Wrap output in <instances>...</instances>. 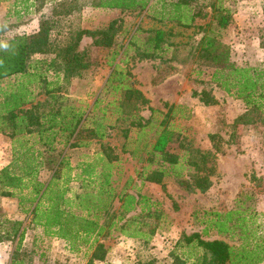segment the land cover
<instances>
[{"label": "trees", "instance_id": "trees-1", "mask_svg": "<svg viewBox=\"0 0 264 264\" xmlns=\"http://www.w3.org/2000/svg\"><path fill=\"white\" fill-rule=\"evenodd\" d=\"M88 2L101 9L144 12L157 22L174 23L181 28L192 27L195 20H203L207 15L204 9H208L215 31L210 21L197 26L201 35L198 51H195V61L208 71L204 74L193 69L191 73L195 77L206 76L207 81L225 95L241 102L244 110L233 119L234 126L264 122V69L236 63L229 46L218 40V31L230 22L227 12L219 6L213 2L204 6L203 0ZM14 4L20 5L26 14L32 0H17ZM73 4L74 0L56 2L52 15L56 18L68 15ZM117 22L113 20L102 29L71 32L66 41L56 45L49 38L47 22L41 23L31 34H4L0 26V135L13 139L14 144L10 161L0 168V197L14 198L28 224L41 229L42 236L63 242L68 252L77 253L84 247L91 250V261L102 260L106 253V248L98 241L100 238L115 234L146 241L153 235L156 225H148L144 231L142 228L147 224L141 219L158 214L150 211L152 203L139 193V188L147 183L165 192L164 180L171 179L184 192L205 193L210 186L209 179L216 173V154L222 151L217 134L208 135L209 147L201 149L193 146L190 136L171 129L170 123L177 112L182 113L178 117H189V113L183 114L185 108L168 103H163V112L151 108L136 89L130 70L119 65L125 64V60L114 63L115 56H125L129 48L133 50L131 59L137 61L160 58L170 46V31L135 27L118 53L113 49L115 34L121 30L119 20ZM82 37L90 38L93 47L111 49L109 58L105 59L111 67L105 85L119 98L107 104L115 106L114 102L117 103L113 112L118 116L113 125L126 122L119 129L123 161L136 165L133 177L128 176L119 189L121 160L107 145H100L87 161L76 166L79 173L70 176L72 168L64 150L103 140L107 136L105 130L113 125L102 124L105 120L102 110L101 118L83 127L90 110L63 107V98L56 94L59 90L56 81H46V74L57 78L60 74L61 80L66 82L90 69L87 51L76 49ZM46 56L50 58L45 59ZM166 76L160 78L155 73L150 82L155 84ZM34 83V87L42 89V102H32L34 95L30 86ZM191 96L203 106L217 104L206 90L192 91ZM99 102L96 97L90 109ZM144 109L149 112L146 118L138 114ZM31 136H36L32 144L39 143L41 149L29 145ZM59 142L62 150L54 147ZM43 170L48 176L41 180L39 173ZM74 180L79 182L77 192L68 187ZM133 181L138 185H131ZM128 188L131 193L127 192ZM256 198L250 191L238 192L232 205L224 211L196 206L191 215L199 230L182 235L173 247H183L188 257L181 259L173 252L171 264H264V235L258 222L263 213L258 210ZM0 222L6 226L0 241L14 242L8 264H22L18 256L23 241L22 221L3 219Z\"/></svg>", "mask_w": 264, "mask_h": 264}, {"label": "rangeland", "instance_id": "rangeland-1", "mask_svg": "<svg viewBox=\"0 0 264 264\" xmlns=\"http://www.w3.org/2000/svg\"><path fill=\"white\" fill-rule=\"evenodd\" d=\"M65 0H32V5L28 7L27 13L23 14L20 5L14 4L17 0H0V26L4 34L24 33L31 34L37 31L38 26L47 22L49 29V38L54 45L67 40L68 34L77 30H96L102 29L113 20H119L121 30L115 34L113 49L120 52L121 47L126 43L127 36L133 32L135 27L141 30L161 29L170 31L168 38L167 51L160 58L152 60L131 59L133 50H126L125 56L119 58L115 56L114 63L125 60V64L120 66L130 70L136 86L141 90L153 89L149 78L153 73L161 78L170 77L169 81H175L179 86V102L175 103L185 108L183 114H188L187 119L175 116L171 121V129L182 131L190 136L193 146L201 149L209 147L208 135L217 134L218 143L221 146V153L216 154L215 164L217 173L213 175V187L211 191L205 193L193 192L187 193L179 189L171 179L164 180L165 192L159 186L145 184L139 188V193L152 203L150 211L155 210L157 217L148 216L141 220L147 224L142 228L144 231L149 226L156 225L153 235L146 241L138 240L136 247L122 248L117 244L124 239L116 237L100 238V241L108 250L109 258L105 264H133L136 260L138 264H171V253L177 254L181 259L188 257L186 249L183 247H174V243L182 235H189L196 232L197 225L193 222L192 211L196 206L207 210L224 211L232 205L230 193L234 187V181L239 178L242 186L239 192L250 191L256 195V199L261 204L262 216L258 218L261 234L264 235V122H256L253 125H233V119L240 115L244 108L240 101L232 99L217 89L213 84L207 81L206 76L195 77L191 70H200L204 74L207 68L199 62H196L197 42L200 33L197 32V26L207 22L214 28V23L210 19L208 9L203 20H195L192 27L181 28L174 23L157 22L151 17V14L144 12H126L119 10H108L90 6L89 0H74L73 8L68 15H52L54 4ZM173 1V0H165ZM214 3L229 15V24L225 29L219 30L217 38L223 44L229 46L231 57L236 63H242L264 69V0H203V5L208 6ZM37 8V10H36ZM19 11V12H16ZM118 23V22H117ZM215 31V29H213ZM91 39L82 37L78 43L77 51L86 50L91 62V67L83 72L79 77H73L64 82L59 77H52V74H46V81H56L59 90L56 94L63 98V107H73L88 112L87 120L83 127H89L92 120L101 118V111L104 110V125H113V120L118 116L113 112L117 103L109 105L113 99H118V94H114L105 85L106 79L111 72V67L105 63L109 58L110 50L100 49L91 45ZM196 51V52H195ZM44 58L42 56H35ZM50 58L46 56L45 59ZM34 59V57L32 58ZM135 68V73L132 69ZM137 69V70H136ZM139 70V71H138ZM137 72V73H136ZM138 78L142 83H138ZM13 82V80L11 79ZM38 85V84H37ZM33 103L42 102L44 95L42 89L34 87ZM50 87V86H49ZM52 87V86H51ZM201 90L209 91L216 99L215 106H203L196 98L191 96V92ZM100 100L97 107L90 109L95 98ZM152 101L156 102L153 95ZM163 101H160L159 111H164ZM168 103V102H167ZM105 106V107H104ZM158 106V105H157ZM119 111V110H118ZM122 113V112H121ZM146 118L149 114L147 110H141L138 113ZM123 116V114H121ZM157 119L160 116L156 117ZM126 122H116L112 128L105 130L107 136L97 142L90 141L85 147H78L66 151V159L72 168L70 176L73 177L79 173L76 166L87 161L91 155L96 153L100 145L110 146L114 153L120 158L119 189L128 176L133 177V162H124L125 155L120 154V144L122 139L120 130ZM13 139L0 135V168L5 166L11 159V150L13 148ZM36 136H31L29 145L36 149L42 147L39 143H34ZM56 150H62V143L54 144ZM48 172L43 170L39 173L41 180L46 179ZM77 180L70 181L68 187L71 191H78ZM138 185L132 182L131 185ZM130 185V184H129ZM223 185V186H220ZM233 186V187H232ZM128 193L129 188L127 189ZM114 207L117 204L114 203ZM153 208V209H152ZM21 220L24 225L23 241L19 248L18 256L22 264H93L89 259L91 250L81 248L77 253H70L63 242L48 239L41 235V229L28 224L23 214L19 213L14 198L0 197V221ZM1 223V222H0ZM5 225L0 224V235ZM14 248L12 240L0 241V264H8L11 252ZM129 252L126 256L125 253ZM109 260V261H108ZM135 261V262H136Z\"/></svg>", "mask_w": 264, "mask_h": 264}, {"label": "crops", "instance_id": "crops-1", "mask_svg": "<svg viewBox=\"0 0 264 264\" xmlns=\"http://www.w3.org/2000/svg\"><path fill=\"white\" fill-rule=\"evenodd\" d=\"M137 70V69H136ZM139 71V70H138ZM132 73H135V68L132 69ZM137 73V72H136ZM155 75V73H153L151 75V77L149 78V81L151 80V78ZM170 77H166L165 79L161 80L160 82H156L155 84H150L151 86H153V89H150L149 91L147 90H141V88L139 89L136 84L135 87L136 89H138L142 95L149 101V106L153 109H159V105H160V101L163 102H168V104H175L179 102V97H178V92H179V86L175 81H169ZM136 80L138 81V83H142L141 80H139L138 78H136ZM136 83V82H135ZM153 95L156 98V102L152 101V97ZM196 103H198V100L196 99ZM158 105V106H157ZM215 168H216V173H217V165L215 164ZM210 180V186L207 189V191H211L212 187L214 185L212 177L209 179ZM147 184V183H146ZM242 181H240L239 178H236L234 181V187L230 193V198L233 201V199L235 198L236 194L239 192ZM145 185V184H144ZM153 185V184H150ZM223 186V185H220ZM206 191V192H207ZM147 198V197H146ZM229 207V206H228ZM258 210L261 211V204L258 205ZM138 240L136 239H121V241L117 244L119 247H136V245L138 244ZM104 248H106V255H108V250L107 247H105L103 245ZM126 256L131 255L129 254V252L125 253ZM91 255H89L88 257H90ZM109 257L108 256H104L102 260H92L93 264H105V262L107 261ZM109 261V260H108ZM136 261V260H135ZM133 262V264H138V261Z\"/></svg>", "mask_w": 264, "mask_h": 264}]
</instances>
